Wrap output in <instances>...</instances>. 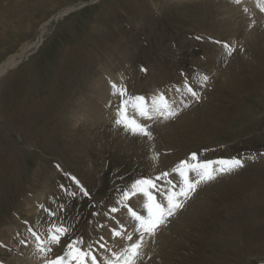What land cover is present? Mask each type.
Wrapping results in <instances>:
<instances>
[{
    "label": "rangeland",
    "instance_id": "374dc122",
    "mask_svg": "<svg viewBox=\"0 0 264 264\" xmlns=\"http://www.w3.org/2000/svg\"><path fill=\"white\" fill-rule=\"evenodd\" d=\"M92 1L0 0V65L60 10L84 3L52 22L43 45L0 80V242L7 245L0 264H42L16 234L25 237L23 222L42 214L39 203L66 200L59 185L67 187L69 176L91 195L69 202V214L80 218L74 232L87 239L98 211L92 203L107 207L118 186L169 171L192 152L244 158L245 166L201 184L149 241L145 264H264V12L257 0ZM228 2L247 8L250 21L240 22ZM194 70L210 76L200 99L185 97L179 115L153 123V139L113 127L110 80L150 99ZM165 94L178 102L179 94ZM155 154L162 158L152 163ZM107 230L100 232L112 246Z\"/></svg>",
    "mask_w": 264,
    "mask_h": 264
},
{
    "label": "snow or ice",
    "instance_id": "6c2138e0",
    "mask_svg": "<svg viewBox=\"0 0 264 264\" xmlns=\"http://www.w3.org/2000/svg\"><path fill=\"white\" fill-rule=\"evenodd\" d=\"M233 2L239 4L241 0ZM257 6L264 12V0H257ZM215 43L221 44L227 55L234 51L226 42ZM141 71L147 69L141 68ZM180 76V81L166 86L168 92L179 94L178 102L166 95L164 89H158L149 99L131 92L123 79L119 83L110 80L111 96L115 101L109 100L107 107L114 108L113 127L131 136L153 139V123L172 120L179 115L182 109L177 104L188 106L185 97L199 100V88L206 86L210 79L209 74L199 70H194L193 75L181 72ZM158 155L155 154L154 159H158ZM250 159L254 160L255 156ZM244 166V158L209 160L192 152L169 171L128 181L115 189L113 202L107 207L95 202L90 205L98 209L88 221L96 235L89 232L87 239L74 232L80 218L69 214V202L77 198L91 200V195L75 176H69L67 187L59 185L66 200L57 203L60 198L53 199L54 207L39 204L42 214L32 223L24 221L26 235L20 238L17 233L16 238L24 247L31 243L34 246L32 254L42 264H145L151 259L146 252L149 241H155L159 229L183 208L201 184L214 180L218 174ZM117 213H120L119 218ZM105 228L113 241L112 246L100 232ZM118 238L119 245L116 244ZM65 240L62 253L55 255L54 248L60 247ZM0 247L7 248V245L0 242Z\"/></svg>",
    "mask_w": 264,
    "mask_h": 264
},
{
    "label": "bare ground",
    "instance_id": "6f19581e",
    "mask_svg": "<svg viewBox=\"0 0 264 264\" xmlns=\"http://www.w3.org/2000/svg\"><path fill=\"white\" fill-rule=\"evenodd\" d=\"M93 1H98V0H93ZM92 1V2H93ZM177 1V0H176ZM196 1V0H195ZM223 1H228V0H223ZM82 4H84V3H82ZM231 4H233V3H231V2H228L227 3V5L225 4V6L230 10V11H233V12H235V13H241L240 15L242 16V19L243 20H241L240 22H242V21H250V19L246 16V14H245V12L243 11V9H239V8H237V7H231V6H229V5H231ZM76 6H80V4H78V5H69V6H67V7H65V9H63V10H60L57 14H55L53 17H51V19H49L48 21H46L45 23H43L42 25H41V27H40V29H39V32H38V36H37V40L36 41H33V42H30V43H28V44H26L23 48H22V51L20 52V53H18V54H13L12 56H10L4 63H2L1 65H0V77L3 75V74H5L7 71H10V70H12V69H15V68H17V66L19 65V63H21V62H23V60L24 59H28L35 51H37L42 45H43V42H44V40H45V38H44V34L46 33V31L48 30V27L51 25V23L52 22H54V21H58L60 18H62L63 16H65V15H67L69 12H71V11H73V10H75V8H76ZM224 7V6H223ZM226 7H224L222 10H219V11H222L223 13H225L226 14V17L227 18H231L232 16H233V13L232 12H230V11H228L227 9H226ZM241 8V7H240ZM244 8V7H243ZM222 12H220V13H222ZM227 12V13H226ZM237 17H239V15H236ZM244 16V17H243ZM226 17H224V18H226ZM220 19V18H219ZM223 19V18H222ZM224 20V19H223ZM240 22H238V24L240 23ZM246 23H248V22H246ZM247 25V24H246ZM221 63V62H220ZM215 64V63H214ZM220 66H222V65H220ZM107 71V70H106ZM107 72H109V71H107ZM106 72V73H107ZM110 73V72H109ZM104 78V77H103ZM103 78H101L102 80H101V82L103 83V84H106V83H104V82H106ZM122 78V77H121ZM105 79H106V77H105ZM98 80H100V79H98ZM100 82V81H99ZM100 82V83H101ZM99 83V84H100ZM98 84V83H97ZM109 84V83H108ZM102 85V84H101ZM106 87V86H105ZM101 88V87H100ZM100 88L99 87H96V89H94V93L96 94V96H97V98L99 97V98H101V95H102V91L100 90ZM103 89H104V87H103ZM111 91V90H110ZM154 91V90H153ZM153 91H150V92H153ZM107 92V91H106ZM165 92H168V91H165ZM169 94V93H168ZM173 94V93H172ZM100 95V96H99ZM107 95V94H106ZM151 96V95H150ZM153 96V95H152ZM171 96V95H170ZM174 97V96H173ZM188 97V96H187ZM96 99V98H95ZM186 99V98H185ZM100 100V99H99ZM102 100V99H101ZM97 101V100H96ZM106 104V103H105ZM103 108V107H102ZM108 109V108H107ZM105 112V111H104ZM94 113V112H93ZM108 113V112H107ZM106 113V114H107ZM98 114V113H97ZM88 115V114H87ZM86 114H85V116H87ZM93 115V114H92ZM95 115V114H94ZM98 115H102V114H98ZM98 115L96 116V117H98ZM109 115V114H108ZM89 116V115H88ZM92 117V116H91ZM90 120H92V119H90ZM99 120V119H98ZM103 120V119H102ZM96 121V120H95ZM141 139H143V138H141ZM69 153V152H68ZM160 158H162L160 155L158 156V159H154L153 160V162L152 163H155V162H159L161 159ZM33 200V199H32ZM28 201V200H27ZM30 201V200H29ZM26 202V201H25ZM36 202V201H35ZM27 203H29V202H27ZM39 204H41V203H39ZM28 206H30L29 204H28ZM32 206V205H31ZM29 208V207H28ZM33 208H34V206H33ZM32 209V208H31ZM36 209V208H35ZM36 213V212H35ZM32 214H34V212L32 213ZM118 217V216H117ZM33 219V218H32ZM17 225H18V223H17ZM19 228V227H18ZM107 229V228H106ZM7 230V229H6ZM103 230V229H102ZM102 230H100V231H102ZM23 231V230H22ZM108 231V230H107ZM21 233V232H20ZM94 233V232H93ZM102 233V232H101ZM108 232H106V234H107ZM104 234V233H103ZM105 236V235H104ZM109 236V235H108ZM119 240V239H118ZM4 241V240H3ZM120 242V241H119ZM4 243V242H3ZM10 243V242H9ZM33 246V245H32ZM25 248V247H24ZM33 248V247H32ZM0 250H1V248H0ZM27 251H29V250H27ZM31 251V250H30ZM29 254H30V252H29ZM28 255V254H27ZM31 257V256H30ZM10 258H12V257H10ZM25 258H26V256H25ZM21 259H22V256H21ZM31 259V258H30ZM34 259V258H33ZM32 260V259H31ZM35 260H36V258H35ZM22 261V260H21ZM26 261V260H25ZM34 261V260H33ZM37 261V260H36ZM24 262V261H23ZM41 261H39V263H40ZM22 263V262H21ZM30 263V262H29ZM35 264H38L37 262L35 263Z\"/></svg>",
    "mask_w": 264,
    "mask_h": 264
},
{
    "label": "water",
    "instance_id": "95a60500",
    "mask_svg": "<svg viewBox=\"0 0 264 264\" xmlns=\"http://www.w3.org/2000/svg\"><path fill=\"white\" fill-rule=\"evenodd\" d=\"M91 3H93V2H91ZM80 4V6H78L77 8H80L81 6H83V4L82 3H79ZM85 4H87V2L85 3ZM90 4V3H89ZM78 5V4H77ZM9 71H7L5 74H7ZM5 74H3L1 77H0V80L5 76Z\"/></svg>",
    "mask_w": 264,
    "mask_h": 264
},
{
    "label": "crops",
    "instance_id": "0c3cea01",
    "mask_svg": "<svg viewBox=\"0 0 264 264\" xmlns=\"http://www.w3.org/2000/svg\"><path fill=\"white\" fill-rule=\"evenodd\" d=\"M18 96H19V92L17 91V92H16V96H15V97H17V98H18Z\"/></svg>",
    "mask_w": 264,
    "mask_h": 264
}]
</instances>
